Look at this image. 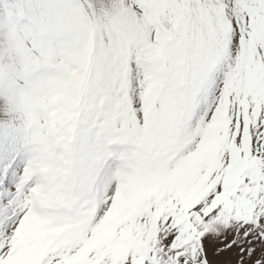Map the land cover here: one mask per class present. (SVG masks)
Returning a JSON list of instances; mask_svg holds the SVG:
<instances>
[{
    "label": "snow or ice",
    "instance_id": "snow-or-ice-1",
    "mask_svg": "<svg viewBox=\"0 0 264 264\" xmlns=\"http://www.w3.org/2000/svg\"><path fill=\"white\" fill-rule=\"evenodd\" d=\"M0 264H264V0H0Z\"/></svg>",
    "mask_w": 264,
    "mask_h": 264
}]
</instances>
